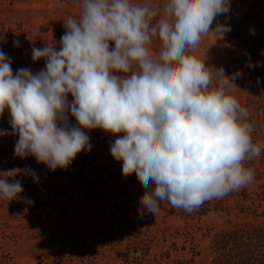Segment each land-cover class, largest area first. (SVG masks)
I'll return each instance as SVG.
<instances>
[{
	"label": "clouds",
	"instance_id": "obj_1",
	"mask_svg": "<svg viewBox=\"0 0 264 264\" xmlns=\"http://www.w3.org/2000/svg\"><path fill=\"white\" fill-rule=\"evenodd\" d=\"M73 3L79 18L64 21L59 47L31 48L33 63L44 60L39 71L14 72L0 50V115L8 110L11 127L0 136L18 137L15 157L32 156L55 172L92 150L88 131L111 133L110 155L122 161L125 177L135 174L145 190L140 210L153 215L161 201L191 213L254 182L255 169L245 162L264 152V142L252 139L264 124L250 122L233 95L243 71L226 74L196 55L203 36L231 32L218 20L231 0ZM154 40L162 45L156 53ZM18 175L38 182L31 167L0 171V199L33 203L20 196Z\"/></svg>",
	"mask_w": 264,
	"mask_h": 264
},
{
	"label": "rangeland",
	"instance_id": "obj_2",
	"mask_svg": "<svg viewBox=\"0 0 264 264\" xmlns=\"http://www.w3.org/2000/svg\"><path fill=\"white\" fill-rule=\"evenodd\" d=\"M152 2L162 6L165 0ZM79 12L73 0H60L59 5L57 0H0V50L12 58L14 72L21 67L43 68V59L33 63L31 48L55 41L59 47L64 21L69 16L78 19ZM218 20L230 24L231 32L223 39L211 32L203 36L196 55L208 65L223 67L226 74L243 71L233 95L250 111V122L264 124V0H231L230 12ZM241 30L242 41L231 43L230 37ZM16 40L19 47L13 46ZM161 46L154 40L150 47L156 53ZM249 60L259 66L249 69ZM9 118L6 109L0 115V129L10 133ZM88 135L92 150L80 152L68 168L55 172L32 156L15 157L18 137L0 136V171L31 167L38 176V182L16 177L24 189L20 196L33 203L0 199V264H211L212 237L229 221L240 219L235 203L241 197L225 196L228 216L214 210L187 213L168 201L159 202L156 215L141 211L139 197L145 190L134 173L125 177L122 161L110 155L115 137L101 129ZM252 139L264 142V128L257 127ZM245 167L255 169L254 182L239 189L254 200L247 210L252 219L257 203H261L257 213L264 211V201L258 197L259 186L264 185V152L246 161Z\"/></svg>",
	"mask_w": 264,
	"mask_h": 264
},
{
	"label": "trees",
	"instance_id": "obj_3",
	"mask_svg": "<svg viewBox=\"0 0 264 264\" xmlns=\"http://www.w3.org/2000/svg\"><path fill=\"white\" fill-rule=\"evenodd\" d=\"M244 33V30L235 32L229 41L231 43L242 41ZM261 110L264 111V107ZM259 188L262 189V193L258 197L264 201V185H260ZM229 195L241 197V200L235 203L236 218L240 219L236 222L229 221L225 229L213 235L209 247L211 264H264V211L257 213L261 203L256 204L251 213L252 219H248L247 210L254 206V200L245 190L233 191ZM226 201L225 197L207 201L191 213L203 215L214 210L228 216L230 208ZM246 201H251V204L246 206Z\"/></svg>",
	"mask_w": 264,
	"mask_h": 264
}]
</instances>
